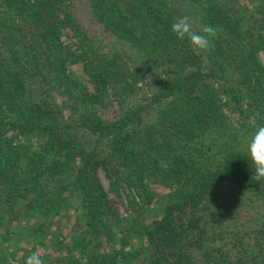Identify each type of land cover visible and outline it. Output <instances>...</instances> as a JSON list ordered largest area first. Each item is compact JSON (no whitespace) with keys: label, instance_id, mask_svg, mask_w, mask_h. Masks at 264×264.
Returning a JSON list of instances; mask_svg holds the SVG:
<instances>
[{"label":"trees","instance_id":"obj_1","mask_svg":"<svg viewBox=\"0 0 264 264\" xmlns=\"http://www.w3.org/2000/svg\"><path fill=\"white\" fill-rule=\"evenodd\" d=\"M85 1L91 17L114 36L107 51L79 21L74 0H0L1 221L10 215L2 209H15L19 201L24 213L46 218L75 197L87 226L74 236L72 250L52 236L56 250H68L64 264H138L134 259L139 264H264V224L249 240L237 231L234 241H226L234 242L227 249L209 242L210 229L217 231L211 222L222 227L228 207L222 195L212 197L219 184L233 183L264 202V181L252 179L250 155L231 142L225 113L232 103L243 113L245 103L257 128L264 126V0ZM185 15L197 20V31L202 25L216 29L209 52L197 55L187 38L172 31ZM66 29L77 38V49L64 44ZM80 61L93 89L69 74L68 66ZM141 84L153 86L145 102L134 101ZM110 88L122 112L105 120L93 111ZM53 91L73 104L68 120L60 117ZM13 125L35 138L36 148L8 135ZM250 129L244 124L242 136ZM214 130L213 140L204 142ZM82 134L94 138L97 147ZM118 160L128 168L124 176L113 164ZM101 167L115 192L122 179L136 188L139 216L160 201L161 213L128 226L102 186ZM145 178L170 186L167 198L155 200L160 196ZM212 199L219 202L215 208ZM118 231L120 246L104 251L102 242L115 240ZM134 232L137 244L129 241ZM217 232L224 241L231 237L226 227ZM48 257L44 264L52 263Z\"/></svg>","mask_w":264,"mask_h":264},{"label":"rangeland","instance_id":"obj_2","mask_svg":"<svg viewBox=\"0 0 264 264\" xmlns=\"http://www.w3.org/2000/svg\"><path fill=\"white\" fill-rule=\"evenodd\" d=\"M73 8L78 16L79 21L84 25L89 33H95V35L102 40L103 46L101 48L104 51H107L108 47L105 45H111L112 42L110 41L114 39V36H112L110 32H106V30L103 28V25L91 17L92 14L90 12V8L88 7V4L85 0H74ZM62 40L64 44L71 45L73 49H77V38L74 36V33L71 29L65 30ZM68 70L70 76L81 86H86L90 89H93V85L89 81L87 70L84 67V63L82 61L70 64L68 66ZM141 88V92L136 91L135 95H133L134 101L137 99L143 100L142 102H145L144 100H146L145 98L148 96L153 86L150 84H141ZM108 91L109 92L104 99V103L94 108L93 113L105 120H113L117 118L119 112H122V105L120 99H118L113 93V90L110 88ZM51 94L54 97L53 99L60 106L62 112L60 117H64L66 120H68L71 114H74L75 112L74 107L72 106L73 104L68 102V100L59 93L53 91ZM217 95L223 97L225 101V96L222 94V92H217ZM130 100L132 101V99ZM243 108L245 111L242 113L239 110H235V105L233 103L231 106L228 104L227 107H225V113L229 120L227 123L229 125L227 126L226 130L230 129L232 133L231 142L235 146L239 145L242 148H246L250 137L257 129V120L253 118L254 115L251 114L248 106L245 103ZM153 116L154 113L152 112L149 117L153 118ZM244 124L247 126V128L251 126L252 129L242 136ZM253 125H255V127H252ZM217 131L218 130H214L212 132L210 131L206 135L207 137L204 138V142H211L217 135ZM14 134L22 141H25L26 139V142L29 143L32 148H36L37 142L35 141V138H27L23 134L19 133L13 125V127H11L8 131V135ZM82 137L92 146L97 147L98 144L94 141V138L92 139L85 134H82ZM101 144H103L104 148L103 154L108 155V153L111 152L108 140L104 139ZM115 163L119 164L118 167L120 168V174L121 176H124L126 173H123V170L128 168H124L122 165H120L121 163L119 160L113 162V164ZM108 168L112 170L116 167L108 164ZM98 176L102 186L107 192L110 203L116 209L122 221L127 220L126 224H128V226L131 225V221L133 220L139 224L144 220L145 217L147 222H150L152 218L159 215L161 213L159 212V206L162 202L160 200H163L162 198L166 199V195L171 190L170 186L161 185L152 181L149 183V179L145 178V182L150 184V190L159 194L160 197H157L155 200L160 201V203H151L150 206L146 208V210L143 212L141 211L142 215L139 216L140 211L138 210V205L133 203L134 200L137 202L138 200H141V195L138 193L136 188L129 186L126 182V179H122L120 181L121 185L118 187L119 192L117 193L111 189V180L109 179L104 167H101L98 170ZM216 190L217 191L212 196L213 199L216 200L217 196L222 195L228 205V207L225 208L226 214L222 215L224 218L222 227H226V230L231 231V237H227L225 241L221 239L217 231H220L222 227L218 226L216 222H211V225H216V227H213L217 229V231L214 233L212 231L213 229H210L209 236L211 237V240L209 242L210 245H221L227 249L233 247L234 242L227 243L226 241H234L235 237L237 236V231H239L241 235H249V237H246V239L249 240V238H252V236L255 235L254 228L258 229L260 225L264 224V202L262 198L252 195L250 191L241 190L230 182H223L219 184ZM213 199L211 201V206L215 208L219 205V202H215ZM67 204L68 205L66 208L63 209L59 214L54 212L51 217L46 218L37 212L33 213L29 211L28 213H24L26 208L22 205L21 201L15 205V209L4 207L2 211L6 212V209H8L10 210V215L7 214L8 217H5L4 221H1L2 218H0V264H25L27 257L37 249H39L42 253V260L43 258H46V254H50L48 259L51 260V264H64L63 256L65 253L68 254V250H56L52 241V236L57 235V237L61 239L62 242L67 243L70 246V250H72L74 248V236L81 234L82 226L86 225L85 212L82 210V208H79L80 200L78 198L72 197L69 199ZM210 211L211 209L207 210L208 213ZM222 217L221 220H223ZM113 232H116L115 228L113 229ZM59 233L64 234V236H59ZM121 236V231H118L117 235H115V240H104L102 242L101 248H103L104 251H113L112 249L114 247L120 246V241L118 238ZM129 241L136 244L139 242V238L136 237L135 232L133 233V236L130 237ZM144 242L147 244L146 240H144ZM29 248H31V251L25 252V250ZM75 250L76 255H80L79 250L76 248ZM134 261L138 262V264L140 263L139 259H134Z\"/></svg>","mask_w":264,"mask_h":264},{"label":"clouds","instance_id":"obj_3","mask_svg":"<svg viewBox=\"0 0 264 264\" xmlns=\"http://www.w3.org/2000/svg\"><path fill=\"white\" fill-rule=\"evenodd\" d=\"M196 25L197 20L195 18L185 15L172 24V31L181 40L187 38L193 47V51L200 55L211 50L213 47L212 38L217 36V31L211 25H202L197 31ZM246 148L254 165L252 179L264 181V126L255 130ZM41 256V251L37 249L27 257L25 264H44Z\"/></svg>","mask_w":264,"mask_h":264}]
</instances>
